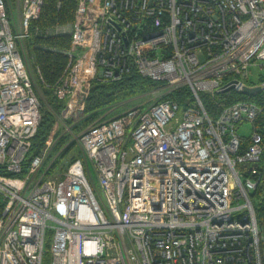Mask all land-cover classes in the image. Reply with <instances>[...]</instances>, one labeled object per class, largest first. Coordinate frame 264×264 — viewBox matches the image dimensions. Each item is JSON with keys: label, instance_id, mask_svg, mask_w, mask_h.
Returning <instances> with one entry per match:
<instances>
[{"label": "built area", "instance_id": "1", "mask_svg": "<svg viewBox=\"0 0 264 264\" xmlns=\"http://www.w3.org/2000/svg\"><path fill=\"white\" fill-rule=\"evenodd\" d=\"M43 1L0 0V264H43L49 232L50 264H262L261 107L238 100L211 117L199 93L264 89V0H77L66 65L45 85L63 101L57 118L77 116L90 81L132 68L158 95L85 128L64 170L47 151L23 171L41 114L22 43ZM182 86L186 106L160 100Z\"/></svg>", "mask_w": 264, "mask_h": 264}, {"label": "trees", "instance_id": "2", "mask_svg": "<svg viewBox=\"0 0 264 264\" xmlns=\"http://www.w3.org/2000/svg\"><path fill=\"white\" fill-rule=\"evenodd\" d=\"M76 6L77 0H44L38 18L33 20L30 26L31 33L26 39L28 52L26 50L25 52L28 59L32 60V71L33 67L35 69L38 67L40 71V77L35 69L31 74L40 98L41 117L37 131L32 137L23 171H26L28 162L34 155H41L47 151L48 157L59 152L54 160L53 169L64 170L72 160L82 156L81 151L79 153L80 145L75 137L101 118L100 110L150 93L158 86L157 82L142 76L134 68L116 81L92 80L85 88L87 94L83 98V109L77 113L79 116H73L63 124L57 118L63 107V101L55 96L51 86L58 80L66 65L67 55L65 52L70 47L71 35L69 33L46 34V30L54 28L57 24L70 25ZM199 96L211 117L216 116L226 105L238 100H248L258 104L261 107V112L256 123L259 131L263 134L264 143V89L255 94H244L241 91L230 89L213 96L201 92ZM164 98H171L180 107H184L191 101L192 96L189 88L182 86L160 100ZM248 142L246 139L242 146L245 147ZM251 200L260 233V251L262 264H264V180H261L254 188ZM50 238L49 232L46 247L50 245Z\"/></svg>", "mask_w": 264, "mask_h": 264}, {"label": "rangeland", "instance_id": "3", "mask_svg": "<svg viewBox=\"0 0 264 264\" xmlns=\"http://www.w3.org/2000/svg\"><path fill=\"white\" fill-rule=\"evenodd\" d=\"M13 8H14V14L17 17L19 15V11L16 10V6L15 5H13ZM54 28H60V29L64 28V29H66V31L60 32V34L69 33V32H67V29L69 28L68 24H66V25L57 24V25L54 26ZM32 32L34 33V31H32ZM26 39L23 41L22 46H23V49L27 51V47H26L27 40ZM30 58H31V56H30ZM26 60H27V63H28L30 71L33 73L35 67H33V71H32V66H31L32 65V60L28 59V55H27ZM259 73H260V70L258 68H256V67H252L251 68V77H253V79H252L253 81H255L258 78L257 75ZM157 95H158L157 93L152 91V92L147 93V94H143V95H139V96L127 99V100H125V101H123V102H121V103H119L117 105H114V106H111V107H107V108H104V109L100 110L99 115H100V117L102 119L103 118L107 119V118H110V117L114 116L117 113H121V112L125 111L126 109L134 107V106H137V105L147 106V105H149L150 103H152L155 100ZM181 113H182V111H181V108H180L177 111V115L180 116ZM77 116H79V115L77 114ZM238 133L241 134V135H244L246 137L249 136L250 133H251L250 122L244 121V123L239 126ZM80 151L82 153L81 146L79 147V153H80ZM58 153L54 154L53 156L57 155ZM89 166H90L91 174L94 176V179H96L97 175H96V172H95L93 166L91 164ZM50 262H51L50 249H49V247H46L45 255H44V258H43V264H50Z\"/></svg>", "mask_w": 264, "mask_h": 264}, {"label": "water", "instance_id": "4", "mask_svg": "<svg viewBox=\"0 0 264 264\" xmlns=\"http://www.w3.org/2000/svg\"><path fill=\"white\" fill-rule=\"evenodd\" d=\"M231 88H233V85H230L229 87H226L224 91H228ZM262 91V88L260 86H245L242 90V93L244 94H255Z\"/></svg>", "mask_w": 264, "mask_h": 264}, {"label": "crops", "instance_id": "5", "mask_svg": "<svg viewBox=\"0 0 264 264\" xmlns=\"http://www.w3.org/2000/svg\"><path fill=\"white\" fill-rule=\"evenodd\" d=\"M118 114H120V113H117V114H115V115H118ZM115 115H114V116H115ZM112 117H113V116H112ZM110 118H111V117H110ZM107 119H108V118H107Z\"/></svg>", "mask_w": 264, "mask_h": 264}]
</instances>
